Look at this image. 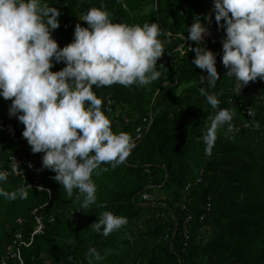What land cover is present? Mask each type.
<instances>
[{
  "label": "trees",
  "instance_id": "1",
  "mask_svg": "<svg viewBox=\"0 0 264 264\" xmlns=\"http://www.w3.org/2000/svg\"><path fill=\"white\" fill-rule=\"evenodd\" d=\"M46 2L60 13V26L51 34L63 47L72 42L75 25L83 26L79 15L93 4L87 0ZM211 4L213 0L104 2L113 22L158 23L162 29L158 38L165 46V69L158 68L162 72L158 80L142 87L93 86L96 95L103 99L102 110L111 119L115 133L124 131L135 138L136 128L146 125L125 162L116 168L102 164L101 168L108 170L97 169L92 174L95 184L101 185L107 180L135 175L129 191L112 188L106 194L105 211L127 217L128 223L107 237L97 233L90 226L100 216L90 207L75 210L73 196L68 197L63 186L52 179L55 173L47 168L40 170L43 153H34L37 167L30 178H38L39 185L51 191V199L48 201L46 192L33 189L27 190L28 197L23 200L0 196V259L18 230L24 239L29 238L34 226L31 213L39 209L45 231L35 237L30 247L21 248L25 264H88L86 252L93 247L103 257L93 264H201L204 259L211 264H264V80L250 81L236 95L226 91L222 86L223 78H227L221 61L222 48L212 42L204 45L216 54V68L221 72L216 86L208 91L217 94L219 108L235 112L232 130L227 124L218 129L211 156H205V145L198 137L206 131L208 117L215 110L196 87L183 92L174 104L169 100L181 85L194 81L200 85V76H207L206 70L192 63L195 52L188 51V46L195 47L194 41L187 39L193 18L199 16L210 29L226 36L224 29L218 28L214 13L210 22L204 19ZM148 6L153 11L141 12ZM160 64L158 58L157 65ZM63 67V62L55 63L50 70ZM229 98L236 105H228ZM239 100H243L242 108L249 107L254 116L242 114ZM10 104L11 99L0 97V125L17 119V133L22 135L24 125L16 116H9ZM118 109L119 114H115ZM132 119L135 122H130ZM144 120L148 123L144 124ZM19 152L21 143L12 142L0 131V164L10 154ZM0 187L16 191L19 180L9 177ZM144 192L156 193L158 204H143L140 195ZM189 214L192 219L185 225ZM18 218L24 220L22 225L16 223ZM200 231L209 233V238H199Z\"/></svg>",
  "mask_w": 264,
  "mask_h": 264
},
{
  "label": "clouds",
  "instance_id": "2",
  "mask_svg": "<svg viewBox=\"0 0 264 264\" xmlns=\"http://www.w3.org/2000/svg\"><path fill=\"white\" fill-rule=\"evenodd\" d=\"M212 13L218 28L226 33L221 57L225 75L237 82L238 91L257 78L264 80V0H213L212 12L204 19L210 22ZM59 15L46 0H0V97L11 99L9 116H16L24 125L22 136L31 151L43 153L40 170L53 171L52 179L63 186L68 197L78 190L80 206L75 210H83L97 200L93 172L107 171L102 164L116 168L136 146L130 133L112 130V121L101 107L103 99L93 86L142 87L158 80L162 77L158 68L165 67L157 65V60L165 46L158 38L162 34L158 23L113 22L102 3L82 15L87 27L77 23L72 42L60 47L51 34L60 26ZM208 32L199 16L187 28V39L196 42L194 48H188L195 52L192 63L207 72L200 76V83H207L199 92L215 110L208 117L206 131L198 137L205 145V156L212 155L218 129L226 124L229 131L233 128V111L219 108L217 94L208 91L220 79L216 54L201 44ZM60 62L65 67L50 70ZM12 171L21 174L16 162ZM8 175L0 169V183ZM0 196L23 200L28 191L0 187ZM127 223V217L104 211L90 227L107 237ZM86 258L93 264L103 257L93 247Z\"/></svg>",
  "mask_w": 264,
  "mask_h": 264
},
{
  "label": "built area",
  "instance_id": "3",
  "mask_svg": "<svg viewBox=\"0 0 264 264\" xmlns=\"http://www.w3.org/2000/svg\"><path fill=\"white\" fill-rule=\"evenodd\" d=\"M184 46V45H183ZM183 46H180L178 48L179 51L183 50ZM189 49H191V46H188ZM190 51V50H189ZM109 105L112 104V102H108ZM229 105H236V101L233 98H230L228 100ZM238 109H242V114H245L247 116H251L249 112H251V109L249 107L242 108V102H237ZM17 119H14L12 122H7L6 124L0 125V131L6 133L7 137L12 140L14 143H21V152L18 154H10L6 160L5 163L0 164V169L7 170L9 172V177H14L19 180V187H24L27 190H38V191H44L48 195V201L51 199V191L48 188H43L39 185V179L34 177L33 179L30 178V174H32L37 167V158L34 155V153L31 151V146L28 144L26 138H24L22 135H18L17 129H16V122ZM151 121V120H149ZM18 123V122H17ZM143 123H148L146 120L143 121ZM150 123V122H149ZM143 124V125H144ZM145 126L139 125L135 130V141L139 140L141 138V134L143 133ZM17 164V166L20 168L21 174L18 175L15 172L12 171V168L14 167V164ZM28 185L30 187H28ZM18 187V188H19ZM140 199L143 202V204L156 206L159 202V199H157L156 193H142L140 195ZM42 208V207H41ZM185 209V206H182V210ZM39 209H35L32 211V215L34 218V226L31 230V233L29 235L28 239H24L23 233L21 231H17V233L14 235V239L12 243H10L5 251L4 255L0 259V261H5L6 264H25L21 257V248L23 247H30L35 237L39 235H43L45 231V224L43 222V218L38 213ZM192 219V216L189 214L186 217L185 225L188 224ZM16 223L22 225L24 223V220L21 218H18L16 220ZM184 225V232H185V239H187V232Z\"/></svg>",
  "mask_w": 264,
  "mask_h": 264
},
{
  "label": "rangeland",
  "instance_id": "4",
  "mask_svg": "<svg viewBox=\"0 0 264 264\" xmlns=\"http://www.w3.org/2000/svg\"><path fill=\"white\" fill-rule=\"evenodd\" d=\"M106 1L107 0H87V3L89 4L91 2L90 4H93V7H97V6H101V4L102 3L104 4V2H106ZM203 1H206V0H203ZM212 9H213V4H211V6L209 7L208 12L211 13ZM110 11H112V10H110ZM151 11H153L151 6L142 8V10H141V12H143V13H149ZM79 16H80L79 21L82 22L83 27H87V22L81 20L82 15H79ZM205 26L208 28L209 32L207 35L204 36V39L201 41V44L204 46V45H207V44L212 42V44H214L215 46L222 48V40L225 38V35H222L218 30L210 29L207 24ZM194 44L196 46V42H194ZM164 58H165V56H162L159 58V62L161 64H163ZM217 62H219V61H217ZM220 73L221 72H218L219 75H220ZM223 81H224L223 85H222L223 89H225L226 91L231 90V92H233L235 95L241 93L242 88L240 89V91L237 90V82L234 79L227 77V78H223ZM206 83H207L206 81L203 82L202 83L203 86H206ZM249 85H252V84H249ZM201 86H202L201 83L199 85L195 81L181 85L180 87H178L177 89H175L171 93L170 99H169L171 101L170 103L174 104L177 101V99L179 98V96L183 92L190 89L191 87H196L199 90V88ZM251 89H252V87H250V90ZM146 91L149 93L150 89L148 88ZM239 101L242 102L243 100H239ZM227 104H228V102H227ZM250 105L253 108V104L250 103ZM224 108H226V107H224ZM119 112H120V110L118 109L115 114H119ZM234 113L235 112H233V114ZM240 120H241L240 122H242V124H243V122H245L242 118ZM130 122H135V120L132 119ZM244 126L246 127L247 124L245 123ZM134 181H136L135 175H130V176H124V177L117 179V180H107V181H105L104 185L96 184V186H97V200L95 203H93L89 206L92 209L93 213L97 216H100L105 211V207H106L105 205L107 203V197H106L107 195L106 194H107L108 190L114 188L118 191H129L132 188ZM188 185H190V184H188ZM154 192H156V191H154ZM77 195H78V190L74 189L73 204H74L75 208H79V206H80V201L77 200V197H76ZM81 199H82V196H81ZM31 215H32V213H31ZM32 218H33V215H32ZM200 232L201 233H200L199 238H203L205 240H207L209 238V233H207L205 231H200ZM201 264H211V262H210V260L204 259L201 262Z\"/></svg>",
  "mask_w": 264,
  "mask_h": 264
}]
</instances>
